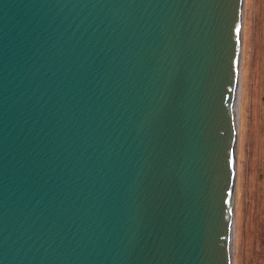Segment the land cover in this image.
Instances as JSON below:
<instances>
[{
  "label": "water",
  "instance_id": "95a60500",
  "mask_svg": "<svg viewBox=\"0 0 264 264\" xmlns=\"http://www.w3.org/2000/svg\"><path fill=\"white\" fill-rule=\"evenodd\" d=\"M242 15L0 0V264H228Z\"/></svg>",
  "mask_w": 264,
  "mask_h": 264
},
{
  "label": "rangeland",
  "instance_id": "374dc122",
  "mask_svg": "<svg viewBox=\"0 0 264 264\" xmlns=\"http://www.w3.org/2000/svg\"><path fill=\"white\" fill-rule=\"evenodd\" d=\"M232 264H264V0H243Z\"/></svg>",
  "mask_w": 264,
  "mask_h": 264
},
{
  "label": "bare ground",
  "instance_id": "6f19581e",
  "mask_svg": "<svg viewBox=\"0 0 264 264\" xmlns=\"http://www.w3.org/2000/svg\"><path fill=\"white\" fill-rule=\"evenodd\" d=\"M238 62H239V53H238V57L236 60V70H235V74H236V99H235V103H234V120L236 122V141H237V114H238V105H237V96H238V84H239V67H238ZM236 147H237V142H235V153H236ZM235 178V176H234ZM231 205L233 208L234 205V183L233 181L231 182ZM232 224H233V212H232ZM234 242H233V228L230 232V236H229V261L228 264H232V258H233V252H234Z\"/></svg>",
  "mask_w": 264,
  "mask_h": 264
}]
</instances>
